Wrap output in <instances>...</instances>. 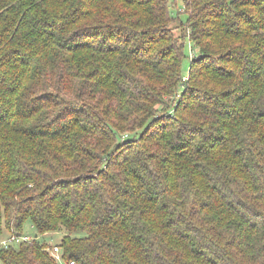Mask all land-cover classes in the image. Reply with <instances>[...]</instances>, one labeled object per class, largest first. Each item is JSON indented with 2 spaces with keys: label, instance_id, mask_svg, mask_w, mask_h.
Masks as SVG:
<instances>
[{
  "label": "trees",
  "instance_id": "obj_1",
  "mask_svg": "<svg viewBox=\"0 0 264 264\" xmlns=\"http://www.w3.org/2000/svg\"><path fill=\"white\" fill-rule=\"evenodd\" d=\"M182 2L0 0L3 264H264V0Z\"/></svg>",
  "mask_w": 264,
  "mask_h": 264
},
{
  "label": "rangeland",
  "instance_id": "obj_2",
  "mask_svg": "<svg viewBox=\"0 0 264 264\" xmlns=\"http://www.w3.org/2000/svg\"><path fill=\"white\" fill-rule=\"evenodd\" d=\"M179 10L181 12V15H180L181 20L185 22L187 20V14L183 13L184 10H183L182 0H179ZM186 54H187L188 58L184 62V73L187 74L189 72V66H190L189 50L186 51ZM64 234H65L64 231H58V232H54V233H48V234L43 235V236L39 235L38 237H39V241L45 242L49 246L54 247V246L59 245ZM25 235H29V236H33V237H36V235H37L36 230L32 227V225L30 223L26 224ZM9 238H10V236L7 233L3 237L0 238V241L4 242L5 240H8ZM1 242H0V244H1ZM0 264H3L1 260H0Z\"/></svg>",
  "mask_w": 264,
  "mask_h": 264
},
{
  "label": "built area",
  "instance_id": "obj_3",
  "mask_svg": "<svg viewBox=\"0 0 264 264\" xmlns=\"http://www.w3.org/2000/svg\"><path fill=\"white\" fill-rule=\"evenodd\" d=\"M195 55V53L192 51L190 56L191 58ZM31 241V237L30 236H22V237H18V236H15V235H12L8 240L4 241L2 244L4 247H9V244L10 243H21V242H29ZM52 256L55 258V260L58 262V263H62L63 260H62V256H61V250L59 248H54L52 249Z\"/></svg>",
  "mask_w": 264,
  "mask_h": 264
}]
</instances>
